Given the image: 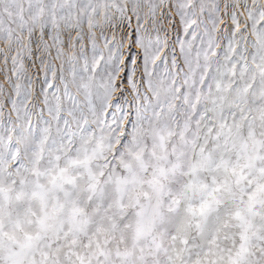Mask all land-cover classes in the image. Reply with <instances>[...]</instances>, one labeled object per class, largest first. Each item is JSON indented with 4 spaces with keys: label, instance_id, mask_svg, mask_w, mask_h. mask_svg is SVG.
I'll list each match as a JSON object with an SVG mask.
<instances>
[{
    "label": "snow or ice",
    "instance_id": "1",
    "mask_svg": "<svg viewBox=\"0 0 264 264\" xmlns=\"http://www.w3.org/2000/svg\"><path fill=\"white\" fill-rule=\"evenodd\" d=\"M0 264H264V0H0Z\"/></svg>",
    "mask_w": 264,
    "mask_h": 264
}]
</instances>
